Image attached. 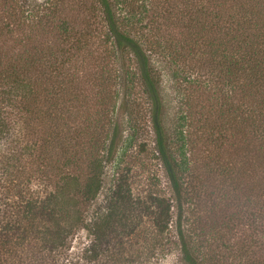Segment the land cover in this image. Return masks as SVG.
I'll use <instances>...</instances> for the list:
<instances>
[{"label": "trees", "instance_id": "trees-1", "mask_svg": "<svg viewBox=\"0 0 264 264\" xmlns=\"http://www.w3.org/2000/svg\"><path fill=\"white\" fill-rule=\"evenodd\" d=\"M28 12L34 17L22 53L0 64V101L45 125L57 182L45 196L24 198L18 219L3 226V246L34 241L50 258L84 228L93 237L86 257L97 261L146 220L167 232L174 201L181 209L193 203L196 184L220 207L211 235L254 218L251 208L264 223V0H46ZM156 60L172 64L174 78L185 73L170 133ZM141 102L174 201L134 194L125 167L87 222L85 208L103 189L106 164L118 152L122 160L145 126L138 123ZM112 103V134L103 140ZM121 122L133 131L125 139ZM10 127L0 109V137ZM186 237L181 231L183 258L202 264ZM244 242L239 248H261L252 264H264V239ZM242 251L239 258L248 260Z\"/></svg>", "mask_w": 264, "mask_h": 264}, {"label": "rangeland", "instance_id": "rangeland-1", "mask_svg": "<svg viewBox=\"0 0 264 264\" xmlns=\"http://www.w3.org/2000/svg\"><path fill=\"white\" fill-rule=\"evenodd\" d=\"M45 1L0 0V64L22 53L20 49L24 43L22 41H25L24 32L30 31L31 19L34 17H29L28 11L34 5L36 7L44 5ZM20 26L24 28L21 31ZM17 27L19 28L16 29ZM15 29L13 35L12 32ZM156 62L162 74L164 123L170 133L177 122L175 118L179 100L177 86L182 84L185 73L180 71L174 78L172 64L165 60L163 62L156 60ZM176 70L178 71V68ZM111 94L117 100L116 89L112 90ZM115 103H112L109 116L106 118L101 135L103 140L112 134L109 121L114 115L112 110ZM142 103H139L138 107L141 114L138 123L145 126L144 128L139 126L138 134L132 131L136 136L134 147L129 149L122 160L118 159L121 153L118 152L116 157L106 164L103 189L98 199L85 208L87 222L91 220L96 207L112 189L116 172L125 171V167H129L132 171L130 183L134 194L143 196L154 194L173 200L171 181L160 157L154 151L153 131L147 124L148 108H145ZM98 108L100 105L92 107L94 110ZM0 109L6 112L11 126L9 134L0 137V264H44L48 259L57 260L61 264H188L181 252V231H184L187 236L193 257L202 264H252L255 262L254 252H259L261 248L239 247L246 244L244 240L250 244L264 239V223L261 220H255L261 213L259 209L251 208L255 213L254 218L250 216V219L242 224L236 223L230 231L228 228L218 227L216 230L221 232L216 235L224 236V239L220 240L215 233L211 235L216 223L215 218L217 215L218 218L220 217L218 214L220 207L207 198L204 189L199 184L191 190L194 195L193 203L186 204L181 209L180 205L173 200V220L167 232L158 233L146 220L141 226L144 229H140L138 234L126 237L121 245L109 247L117 249L109 250L97 261H89L86 257V251L93 242V237L84 228L74 234L64 249L51 255L50 258L34 241L3 246V235L1 236L3 226L7 222L15 223L25 197L45 196L54 189L57 182V170L54 168L55 162L53 161L56 155L51 150L53 147L47 142L45 125L29 117L22 106L15 108L0 101ZM119 115L121 119L126 118L121 110H119ZM75 125L76 123L73 124ZM71 129L72 126L63 127L64 133ZM132 133L126 124L121 125L120 137L125 139ZM46 145L49 146L48 149ZM117 161L119 162L118 168ZM224 203L225 201L221 204L225 205ZM243 249L250 252L248 260H241L238 256ZM257 256L260 255L257 253ZM262 256L264 263L263 250Z\"/></svg>", "mask_w": 264, "mask_h": 264}]
</instances>
